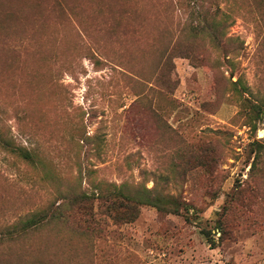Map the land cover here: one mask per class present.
Wrapping results in <instances>:
<instances>
[{"label":"rangeland","instance_id":"obj_1","mask_svg":"<svg viewBox=\"0 0 264 264\" xmlns=\"http://www.w3.org/2000/svg\"><path fill=\"white\" fill-rule=\"evenodd\" d=\"M189 1L0 0V127L37 157L0 148V232L98 184L178 208L127 222L96 202L90 227L67 209L0 264H264V11L202 0L232 15L216 49L189 37Z\"/></svg>","mask_w":264,"mask_h":264},{"label":"trees","instance_id":"obj_2","mask_svg":"<svg viewBox=\"0 0 264 264\" xmlns=\"http://www.w3.org/2000/svg\"><path fill=\"white\" fill-rule=\"evenodd\" d=\"M252 2L256 6V9L264 11V0H252ZM228 4L229 0H226V5ZM214 12L211 15L212 19L209 20V12L204 11L202 0H190L188 3V17L190 20L188 25L189 37L194 40L206 39L213 48L223 49L225 47L223 46L225 40L226 42H236L238 40L227 37L228 30L234 22L231 20L232 15L223 11L221 7L217 6ZM191 53L189 52V55H192ZM232 85L234 86L235 93L242 97L246 88L241 81L232 83ZM244 102H248V100H244ZM249 109L251 111L250 127L253 131H257L258 122L262 121L264 123V102H249ZM254 145L259 148L262 144L256 140ZM0 148L29 163L37 162V157L33 153L25 148L18 147L5 135L1 127ZM258 150L256 149L257 152H259ZM96 189L97 192L92 194V197L86 193L78 194L70 203L62 204L54 212L52 210L42 209L26 219L3 227L0 232V242H13L14 240L25 237L30 231L42 228L45 223L62 220L65 217L64 215L67 209L83 212L86 217L84 222L87 224V227H90L92 219L94 218V205L96 202L100 206L103 204L105 210L119 212L116 218L123 219V221L127 222L135 221L139 216L140 208L143 206L154 207L160 211L174 210L178 212L177 205H175L176 202L165 199L161 195L154 194L152 190L146 188L132 190L126 184L120 186L115 184H98L96 185Z\"/></svg>","mask_w":264,"mask_h":264}]
</instances>
